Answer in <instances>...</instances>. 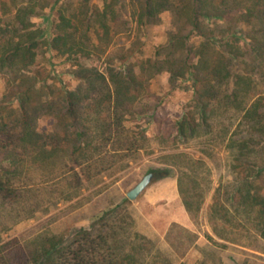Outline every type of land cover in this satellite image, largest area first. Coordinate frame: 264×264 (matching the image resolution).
<instances>
[{
  "label": "trees",
  "instance_id": "1",
  "mask_svg": "<svg viewBox=\"0 0 264 264\" xmlns=\"http://www.w3.org/2000/svg\"><path fill=\"white\" fill-rule=\"evenodd\" d=\"M100 1L102 8L82 0L78 10L69 8L68 0L0 1L9 17L0 18V76L6 79L1 102L3 108L18 104L14 124L0 114V201L14 206L32 198L25 171L30 160L65 155L69 163L63 177L71 176L70 184L78 190L143 150L147 130H133L127 123L151 110L150 105L142 108L148 80L166 72L172 80L189 81L199 103L198 112L172 122L171 138L188 142L204 133L213 142H233L237 178L227 199L234 209L230 219H236L240 207L250 217L255 212L264 239V161L258 159L264 148V90H259L264 88V0H133L131 17L141 29L166 12L179 22L170 43L158 49L161 59L142 61L139 73L135 64L116 65L107 55L113 27L131 29L125 0ZM49 8L56 10L57 20L47 33L34 19ZM245 24L251 27L247 45L238 37ZM92 30L108 44L92 42ZM195 35L205 39L197 52L189 44ZM43 50L74 64L71 75L81 82L76 89H56L46 68L35 69ZM94 58H105L102 68L87 66ZM51 114L59 129L40 132L38 120ZM237 120L249 132L240 140L230 137ZM168 176L162 171L155 181ZM132 206L126 198L69 239L44 238L31 253L13 238L0 244V264H136L133 256L120 253L119 237L131 224ZM222 208L217 213L228 217Z\"/></svg>",
  "mask_w": 264,
  "mask_h": 264
},
{
  "label": "rangeland",
  "instance_id": "2",
  "mask_svg": "<svg viewBox=\"0 0 264 264\" xmlns=\"http://www.w3.org/2000/svg\"><path fill=\"white\" fill-rule=\"evenodd\" d=\"M81 1L68 0L69 8L78 10ZM93 3L102 8L100 0ZM123 3L131 29L113 27L115 31L107 55L116 65L135 64L139 73L142 61L161 59L157 56L158 49L170 43L179 22L166 12L141 29L131 17L133 0ZM41 14L34 21L47 33L53 31L56 10L49 8ZM0 18H9L3 14L1 4ZM209 23L213 28V20ZM218 24L224 29L229 27L222 21ZM250 30L245 24L238 33L243 45L249 44ZM90 35L95 44H108L100 41L93 30ZM204 40L195 35L189 44L197 52ZM121 58L126 61L121 63ZM65 60L56 52L43 50L37 57L35 69L46 68L56 89L74 90L81 82L71 75L74 64ZM104 60L91 59L87 66L102 68ZM148 82L149 91L142 108L150 105L151 110L140 117L129 118L127 123L133 130L138 127L147 130L145 148L129 154L112 172L78 190L70 184L71 176L63 177L62 172L69 163L65 155L57 154L48 161L26 162L32 198L14 206L0 201V244L18 238L31 253L44 238L69 239L74 231L89 227L103 211L124 201L131 189L153 173V182L133 201L130 208L133 219L127 233L119 237L122 256H133L136 264H151L153 256L158 257L152 264H264V239L257 229L260 222L257 214L253 212L250 217L247 209L240 207L235 213L236 219H230L234 209L227 199L237 178L235 145L228 140L213 142L204 133L188 142L171 138L172 122L190 112H198V99L189 81L172 80L166 72L151 77ZM5 92L6 79L0 76V114L6 122L14 124L18 104L3 108L1 100ZM240 122L237 120L231 128L230 137L235 140L249 135L248 127ZM37 126L40 132L59 129L53 114L40 118ZM258 159L264 161L263 147ZM161 170L169 172V176L155 181ZM215 206L218 209L224 206L230 212L228 217L217 213Z\"/></svg>",
  "mask_w": 264,
  "mask_h": 264
},
{
  "label": "water",
  "instance_id": "3",
  "mask_svg": "<svg viewBox=\"0 0 264 264\" xmlns=\"http://www.w3.org/2000/svg\"><path fill=\"white\" fill-rule=\"evenodd\" d=\"M153 179V173L147 174L133 189L127 193V198L131 201L137 200V198L150 186Z\"/></svg>",
  "mask_w": 264,
  "mask_h": 264
},
{
  "label": "crops",
  "instance_id": "4",
  "mask_svg": "<svg viewBox=\"0 0 264 264\" xmlns=\"http://www.w3.org/2000/svg\"><path fill=\"white\" fill-rule=\"evenodd\" d=\"M174 192V191H173Z\"/></svg>",
  "mask_w": 264,
  "mask_h": 264
}]
</instances>
